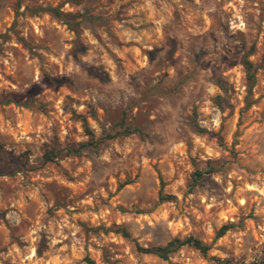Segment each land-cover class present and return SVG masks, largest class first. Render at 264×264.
<instances>
[{"label":"clouds","instance_id":"1","mask_svg":"<svg viewBox=\"0 0 264 264\" xmlns=\"http://www.w3.org/2000/svg\"><path fill=\"white\" fill-rule=\"evenodd\" d=\"M30 2L32 0H25V4ZM117 2L119 3L120 0ZM34 3L41 9L47 10L60 8L64 0H34ZM233 5L234 9L226 0H138L132 7V13L135 15L122 17L119 24L109 28L107 32L95 30L93 38L86 44V51L79 48H65V39L56 32L51 20L39 21L40 31L34 33L25 17L21 16L18 34L24 38V41L31 40L33 45L47 42V49L41 54L39 47H32V58L29 59L15 53V49L9 44L0 41V47L3 48L8 61L6 69H0V74L6 71L14 81L12 84L5 81L0 87L8 89L15 98L24 97L25 102L32 99L33 90L45 89L36 96V101L45 104L48 118L41 122L40 130H36L33 125L31 130L34 135L30 142L29 137L16 127L18 119L24 120L28 116L24 109H13L10 105L0 106V132L9 141L4 148L8 151L15 150V155L20 156L24 149H37L42 140L50 139L49 129L55 127L56 120L62 117V114L53 107L57 94L50 89L63 81L77 97L73 100L70 94H59L62 97L60 106L66 112L71 113L75 109L78 114L86 116L96 107H114V100L120 98L116 101L120 107L126 108L134 104L145 121L146 138L135 147L129 146L128 151H125L123 146L116 147L114 143L109 142L107 146L102 145L99 152L84 154V157L92 162L91 165L85 163L84 159L77 160L68 156L57 159V170L66 172L67 176L78 182L79 188L87 189V195L96 199L98 204L100 186L106 183L107 177L116 175L119 179L122 172L131 174L138 166L139 159L145 155L155 159L156 168L164 171L167 179L172 178L173 172L177 175L181 173L187 175L184 165L189 159L195 160L198 165L208 159L203 155L202 144L212 149L213 159L225 162L222 170L212 174V179L221 189L224 188V181L228 176L234 180L244 177L264 187V119H261L260 113L256 110L242 109L245 124L260 120L259 127L253 126L250 130L259 135L253 134L249 138L246 134L241 137V145L238 147H243L244 151L236 158L229 155L232 150L229 142H225L223 146L218 144L221 136H228L234 131L230 126L229 108L225 107L224 111H220L211 103L213 95L210 93L209 81L213 78V72L205 70L210 58L200 56L201 47H193L205 40L212 41L217 31L221 38L242 35L249 42L254 40L257 34L264 35V0H233ZM60 10L64 11L62 8ZM141 13L143 15H140ZM38 14L43 18V11ZM47 14L51 18L59 19L55 17L54 12L49 11ZM229 23L233 27L227 31L218 28L219 24ZM241 25L243 27H240ZM83 27L82 25L81 28ZM81 39L87 40L86 37ZM135 48H139L140 57L133 54ZM49 55H54L56 61H50ZM258 56L259 52L254 56L253 63L257 62ZM137 59H143V64H137ZM56 64L60 67L57 68ZM169 67L172 69L171 72L168 71ZM2 79L3 76L0 75V80ZM167 82L174 83L178 91L173 93L166 88ZM262 85L264 81L257 84L253 90V97L249 98V103L255 96H260L259 106L264 110ZM217 94L222 98L230 96L233 104H240L236 96L246 95L243 92V83L238 86L235 94L230 91L225 93L219 89ZM205 101H209L207 105L209 112H197L194 123H190L192 117L186 109L193 106L198 109ZM30 110L34 119L36 105H30ZM64 119L67 125V118ZM97 119L102 129L106 130L108 125L104 119L102 117ZM222 123L223 130H221ZM197 128L205 131L199 132ZM9 132H13V135L8 136ZM67 135L71 136L70 128ZM101 135L102 130H97L95 133L97 141L100 140ZM197 136L199 139H196ZM245 140L247 145L243 143ZM36 155L37 152L34 150L32 157L29 158V165L40 168L41 161L35 158ZM39 155L42 158V153ZM169 161L175 165V168L166 171L165 165ZM92 165H95V169ZM244 166L254 169L256 175L244 172ZM32 175L21 170L11 178L0 176L3 186H10L12 190L10 196L0 191V210L7 208L5 219L15 217V223L9 221L8 226L4 227V220H0V228H3L5 233L2 243L12 249L15 264H21V259L15 255L17 251L23 259V264H41L49 254L60 255L61 252L54 245L64 239V234L54 227L58 217L49 218L46 209L50 205L41 204L37 197L38 191L43 198H49L46 184L43 180H38L33 188L29 184ZM40 175L50 176L52 172L49 168L43 167L40 168ZM238 182L243 184V180ZM180 190L185 191L183 186ZM17 192L22 193L18 199ZM241 194L242 190L227 197L220 192L213 196L211 202L220 208L225 205L226 199L235 202ZM25 195L29 198L25 199ZM247 195L250 199L251 194ZM69 198L71 199V196ZM260 200L264 201V195H261ZM17 204L21 206L16 207ZM242 204L243 201L236 204V208H241ZM194 207L201 208L202 205L189 198L185 201H177L170 211L174 215L183 216L192 213ZM52 211H55L54 207ZM242 211L246 212L247 207ZM201 219L205 223L211 221L217 228L223 223L216 218L215 212L202 214ZM260 226L264 228V216L261 217ZM61 227L67 228L70 239H75L71 236L70 226L61 224ZM42 237L47 244L44 256L29 257L27 255L29 249L39 246ZM205 242L211 243V237H207ZM254 243L245 239L244 246L237 245V247L240 252H245ZM17 244L21 245L18 250L15 248Z\"/></svg>","mask_w":264,"mask_h":264},{"label":"rangeland","instance_id":"2","mask_svg":"<svg viewBox=\"0 0 264 264\" xmlns=\"http://www.w3.org/2000/svg\"><path fill=\"white\" fill-rule=\"evenodd\" d=\"M137 2L138 0H120L119 3L117 0H64L59 8L64 9L63 12L74 14L85 12L92 16L84 17L77 31H73L61 21L49 17L48 12H44L43 18L38 14L42 11L33 12V9L38 7L34 0L28 4H25V0H0V29H2L0 31V41L9 44L15 49V53L29 59L32 58V47H39L41 54L46 52L47 42L33 45L31 40L24 41V38L18 34L21 23L20 17L24 16L34 33L40 31L39 21L51 20L56 32L64 37L65 48H79L86 51V44L93 38L95 30L107 32L109 28L119 24L122 17L135 15L132 13V7ZM226 2L228 5H232L234 9L233 0H226ZM22 8L23 11H21ZM140 15H143V13ZM82 25L84 26L83 29L81 28ZM232 27L230 23L218 25V28L224 31ZM133 30L135 29L133 28ZM81 37H86L87 40H82ZM193 47H201L200 56L210 58L209 65L206 66L205 70L213 72V78L209 81L210 93L213 95L211 103L215 104L220 111H224L225 107L229 108L230 126L234 130L228 136H221L218 144L223 146L225 142H229L232 149L229 155L236 158L244 151L243 147H238L241 145V137L246 134L249 138L253 134L259 135V133L250 130L253 126L259 127L260 120H253L251 123L245 124L242 109L256 110L260 113L261 119H264V110L260 109L259 106L261 97L255 96L252 102L249 103V98L253 97V90L257 84L264 81V71H262L264 69V51H261V49H264V35L257 34L255 39L249 42L242 35L240 37L226 36L221 38L219 31H217L216 37L212 41L205 40L200 44L193 45ZM257 52H259L257 62L253 63ZM133 54L140 57L139 48H135ZM244 56H247L254 66V79L251 80L250 87V80L247 79L242 65ZM65 58L68 59V57ZM146 58L145 56L144 59ZM48 59L52 62L56 61L54 55H49ZM7 63L4 50L0 47V69H6ZM136 63L142 65L143 59H137ZM56 67L59 68L60 65L56 64ZM168 71H172L171 67L168 68ZM0 75L3 76L0 85L5 81L9 84L14 83L6 71ZM45 75L47 76V74ZM241 83H243V92L246 95L236 96L240 104H233L230 96L222 98L217 94V89L225 93L230 91L235 94ZM165 86L173 93L178 91L176 85L172 82H167ZM188 88L190 90V86ZM44 91L45 89L33 90L32 99L25 102L24 97L15 98L8 89L0 87V106L8 107L10 105L13 109L23 108L25 113L28 114L26 119L16 121V127L20 128L21 132L29 137L30 142L34 135L31 130L33 125L36 130H40L42 127L41 122L48 118L45 104L36 101V96ZM50 91L57 94L56 103L53 107L62 114V117L56 120L55 127L49 129L51 137L48 141L42 140L39 148L24 149L20 156H16L15 150L8 151L4 148V145L9 144V141L0 132V176L11 178L21 170L27 171L33 174L29 180V184L33 188L36 181L43 180L49 198H43L38 191L37 197L40 199L41 204L47 203L50 205L46 212L49 218L58 217L54 227L64 234V239L54 245L61 254H49L42 260L41 264H88L85 260L86 257L92 259L96 264H245V262L247 264H264V228L260 226L261 217L264 216V201L260 200L261 195H264V187L260 183H253L244 177H238L234 180L231 176H228L224 181V188L221 189L220 185L212 179V174L222 170L225 162L213 159L212 149L202 144L203 155L208 159L202 161L199 165L195 160L189 159L184 165L187 175L183 173L177 175L173 172L172 178L167 179L165 172L156 168L155 159L145 155L139 159L138 166L133 169L131 174L122 172L119 179L116 175L107 177L106 183H102L100 186V193L97 196L98 204L96 199L87 195V189L79 188L77 186L78 182L67 176L66 172L57 170V159L68 156L77 160L84 159L85 163L91 165L92 162L87 160L84 154L99 152L101 146H107L109 142L114 143L116 147L123 146L124 150L128 151L129 146L135 147L146 138L145 121L140 115V110L134 104L122 108L116 102L120 98H116L114 107H96L91 109L90 114L82 115L86 118L88 128L91 130V134H87L78 117L81 114H78L75 109L71 113L66 112L60 106L62 103L60 93L70 94L73 100L77 98L76 93L72 92L71 88L63 81L58 82L57 86L51 88ZM24 103L28 105H22ZM33 104L37 108L34 119L30 110V105ZM208 104L209 101H205L204 105L198 109L195 106L186 109L192 117L190 123H194L197 112H209ZM122 112H125L127 124L138 127L140 133L133 132L114 138L102 139L105 134L113 133L120 128L117 122L120 120ZM64 117L67 118V125ZM97 117L104 119L108 125L106 130L102 129ZM223 126L222 123L221 130H223ZM69 128L71 129V136L67 135ZM97 130H102L100 138L102 141L97 148L89 146L83 148L79 153L69 152V148H77L81 143L90 140L97 141L95 138ZM197 131L203 132L205 130L197 128ZM12 135L13 132L8 133V136ZM196 139H199V137L197 136ZM243 143L247 145V140ZM49 148H54L58 153L52 161H44L39 154L42 153L43 156L44 151ZM34 150L37 152L35 158L41 161L40 168H49L52 175L41 176L40 168L29 165V158L32 157ZM92 167L95 169V165H92ZM174 168L175 165L171 161L165 165L166 171H171ZM196 170L203 172V175L198 179L195 186L190 187ZM243 171L250 175H256L255 170L249 169L247 166H244ZM126 180H129V182L123 184ZM239 180H243V184H240ZM181 186L185 189L184 192H181ZM241 190L242 194L236 198L235 202L226 199L225 205L220 208H217L211 202L213 196H216L217 193L223 192L225 196L231 197L235 193L241 192ZM0 191L8 196L12 192L11 187L3 186L2 182H0ZM164 194H169L172 198L168 200L161 199L160 196ZM247 194H251L250 199ZM20 195L22 193H16L17 199ZM24 198L28 199L29 197L25 195ZM189 198L193 202L202 205V207H194L192 213L183 216L174 215L170 211V208L175 207L177 201H185ZM241 201H243L241 208H236V204ZM20 206V204L16 205V207ZM53 207L55 208L54 212L52 211ZM244 207H247L246 212L242 211ZM7 211V208L0 210V220H4V227L8 226L9 221L15 223L16 219L15 217L5 219ZM213 212H215L218 220L223 221L222 224H233L220 237H215V232L222 224L217 228L211 221L205 223L201 219L202 214ZM61 224L71 227V236L75 239L69 238L67 228H62ZM121 229L125 230L126 235L120 231ZM134 233H137V235H134ZM4 236V230L0 228V264H15L12 249L2 243ZM188 236H192L208 246L207 253L202 254L196 248L184 245L170 253L167 259H162L153 253L141 252L137 247L164 245L175 237L185 238ZM207 237H211V243L205 242ZM245 239L255 243L249 250L240 252L237 245L244 246ZM228 245H231V247H227ZM20 247L19 244L15 245L17 250ZM37 248L42 249L40 254L37 253ZM46 249L47 244L44 243L42 237L41 244L30 248L27 255L40 258L44 256ZM5 255H7L6 259ZM15 255L18 259H21V264H23V259L18 251ZM226 260L228 262H225Z\"/></svg>","mask_w":264,"mask_h":264},{"label":"trees","instance_id":"3","mask_svg":"<svg viewBox=\"0 0 264 264\" xmlns=\"http://www.w3.org/2000/svg\"><path fill=\"white\" fill-rule=\"evenodd\" d=\"M37 11L54 12L55 17L59 18L57 20L62 21L63 24H65L69 29H71L73 31H77V29L81 25L84 17H92V16H89L88 14H86L85 12L76 13V14L69 13V12H62L59 8L45 10V9H41L38 6V7L33 9V12H37ZM242 65H243V68L245 70L247 79L250 80V85H249V87H250L251 86V80L254 79V70H253L254 66H253L252 62L247 58V56L243 57ZM22 105H28V104L24 103ZM78 117L80 118L82 125H83V128L86 131V133L91 134V130L88 128L86 118L82 115H78ZM117 123H118L120 128L113 133L105 134V136L102 139L114 138L117 136L126 135L128 133H133V132L140 133V129L138 127L130 126L127 124L126 118H125V112H122V116ZM102 139H100L99 141L90 140L88 142L81 143V144H79V146L77 148H69V152L79 153L83 148H87L89 146H93V147L97 148L98 144L102 141ZM57 153H58L57 150H55L54 148H49V149H46L44 151L42 158L44 161H52ZM202 175H203V172L196 170L193 174V178H192V182L190 184V187L195 186L196 183L198 182V179L200 177H202ZM128 182H129V180H126L123 184H126ZM160 197H161V199H164V200H168V199L172 198V196L169 194H164V195H161ZM232 226H233L232 223L222 224L216 230L215 237L222 236ZM120 231L124 235H126L125 230L121 229ZM184 245L192 246V247L196 248L197 250H199L202 254H206L207 250H208V246L203 244L200 240L193 238L192 236H188L185 238L175 237V238L167 241L164 245H156V246H151V247H140V246H137V247H138V250H140L141 252L153 253L162 259H167L170 253L174 252L175 250H177L178 248H180L181 246H184ZM41 250H42L41 248H37L36 251L38 254H40ZM85 260L88 264H96L92 259H90L88 257H86ZM225 262H228V261L226 260ZM252 263H254V262H252Z\"/></svg>","mask_w":264,"mask_h":264}]
</instances>
